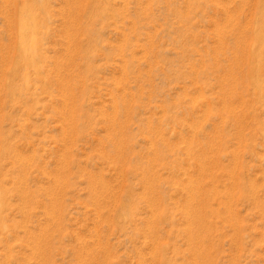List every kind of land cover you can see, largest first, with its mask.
<instances>
[{
    "label": "rangeland",
    "instance_id": "1",
    "mask_svg": "<svg viewBox=\"0 0 264 264\" xmlns=\"http://www.w3.org/2000/svg\"><path fill=\"white\" fill-rule=\"evenodd\" d=\"M0 264H264V0H0Z\"/></svg>",
    "mask_w": 264,
    "mask_h": 264
}]
</instances>
